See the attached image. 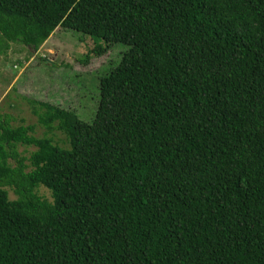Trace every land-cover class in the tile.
I'll return each mask as SVG.
<instances>
[{
	"label": "trees",
	"instance_id": "trees-1",
	"mask_svg": "<svg viewBox=\"0 0 264 264\" xmlns=\"http://www.w3.org/2000/svg\"><path fill=\"white\" fill-rule=\"evenodd\" d=\"M58 26L93 38L81 63L127 46L98 86L126 111L114 133L27 98L63 144L0 114V264H264V0H0L7 41Z\"/></svg>",
	"mask_w": 264,
	"mask_h": 264
},
{
	"label": "rangeland",
	"instance_id": "rangeland-1",
	"mask_svg": "<svg viewBox=\"0 0 264 264\" xmlns=\"http://www.w3.org/2000/svg\"><path fill=\"white\" fill-rule=\"evenodd\" d=\"M93 41L89 35L60 26L37 50L0 36V114L10 115L13 126L32 124L35 136H52L63 144L64 135L59 130H48L39 123L27 102V98H33L73 109L82 119L93 117L96 124L118 132L128 94L122 88L118 90L110 78L101 81L104 92L98 86L100 77L118 63L127 46L114 43L103 55L81 63L78 59L93 47ZM24 148L18 146L20 151ZM32 149V146L27 148ZM5 189L10 199L16 198L11 188ZM38 192L51 199L47 188L40 186Z\"/></svg>",
	"mask_w": 264,
	"mask_h": 264
}]
</instances>
